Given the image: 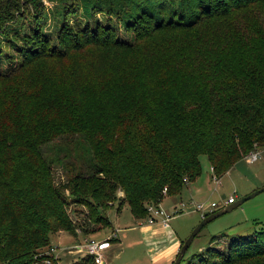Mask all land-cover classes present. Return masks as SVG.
Here are the masks:
<instances>
[{
  "label": "trees",
  "instance_id": "1",
  "mask_svg": "<svg viewBox=\"0 0 264 264\" xmlns=\"http://www.w3.org/2000/svg\"><path fill=\"white\" fill-rule=\"evenodd\" d=\"M38 2L0 0V25L11 21L21 5L37 7ZM81 3L117 16L129 26L138 27L145 18L156 22L138 38L152 37L168 26L179 27L182 19L193 27L232 12L264 7V0H194L187 7L186 0ZM163 12L170 14L167 20ZM259 19L257 14L254 22L236 30L234 44L221 59L205 56L206 68L192 71L196 81L187 91L155 82L154 74L164 66L144 67L134 95H98L93 108V101H85L76 85L72 94L44 96L52 99L41 100L34 108L29 105L28 111V92L18 83L5 86L1 97L6 111L0 115V264H57L58 257L47 253L50 235L77 234L64 210L65 196L87 205L90 218L110 227V222L94 215L116 200L118 191L122 197L117 208L127 204L135 219H144L147 206L159 205L165 195L179 194L197 178L201 155L207 158L212 175L219 177L247 153L263 150L264 20ZM36 36L43 40L39 29ZM31 55L25 60L28 63L58 56L53 48L44 53L33 50ZM156 77L161 80L162 75ZM5 119L11 124L2 127ZM70 133L86 139L94 164L88 173L71 169L65 183L54 185L40 148ZM202 253L186 264H264V226L232 240L224 254L213 249L205 250L204 257ZM74 264L94 262L85 256Z\"/></svg>",
  "mask_w": 264,
  "mask_h": 264
},
{
  "label": "rangeland",
  "instance_id": "2",
  "mask_svg": "<svg viewBox=\"0 0 264 264\" xmlns=\"http://www.w3.org/2000/svg\"><path fill=\"white\" fill-rule=\"evenodd\" d=\"M38 1L37 7L21 5L11 21L0 25V76L4 77L0 79V115L6 111L1 94L6 90L5 86L12 85L13 88L16 83L28 92V111L31 110L29 105L34 108L41 100L52 99L51 96H44L72 94L76 85L78 94L85 101H93L90 108L96 106L98 95H134L137 76L139 79L140 71L146 66L150 69L165 67L154 74L157 84H173L177 90H190L196 81L192 71L206 68L202 64L205 56H214L213 60L221 59V55L226 54L234 44L238 35L236 30L254 22L257 14L259 20H264L261 17L264 7L260 6L251 11L241 10L205 20L193 27H189L183 19L179 21V27L168 26L166 22L170 29L156 30L152 37L138 38L142 33H148L150 25L156 27V22L145 18L138 27H133L107 12L88 6L85 8L81 0H65L63 3L57 0ZM192 3L194 0H186V7ZM163 15L167 20L170 14L163 12ZM173 21L176 22L177 18L174 17ZM37 29L43 37L42 41L36 39ZM250 37L255 38L253 33ZM48 48H53L58 56L38 58L30 63L25 61L31 58L33 50L44 53ZM25 53L27 56L24 58ZM22 64L25 66L22 67ZM157 75H162V81ZM9 123L10 120H3L2 127ZM40 149L50 165L54 185L65 183L71 176V169L72 173L79 170L88 173L94 164L89 145L79 133L59 135L42 144ZM262 152L264 154V150ZM199 164L200 173L194 181L187 183L177 195H165L159 203L162 209L169 212L174 205L176 208H180L179 203L184 205L179 214L167 220L175 236L183 241L201 220L195 206L207 203L222 206L229 197L235 201L242 198L240 177H251V168L255 167V164H247L242 158L235 162L229 173L214 176L215 181L204 155L199 157ZM222 195L225 196L223 200ZM120 197L122 192L118 191L116 200L97 209L94 215L110 222V227H107L89 217L87 205L65 196L64 210L75 233H79L74 237L62 231L50 235L49 246L56 248L57 264H74L80 259V254L76 255L72 250L83 236L104 239L112 233L115 240L110 242L108 250H112L106 255V264L151 263L139 226L128 205L122 204L117 208ZM263 197L264 192H261L204 225L193 238L180 264H186L187 259L201 252L204 257L207 249L224 254L232 240L246 238L253 230L263 227ZM91 202L94 206V200L91 199ZM81 229L88 232L81 233Z\"/></svg>",
  "mask_w": 264,
  "mask_h": 264
},
{
  "label": "crops",
  "instance_id": "3",
  "mask_svg": "<svg viewBox=\"0 0 264 264\" xmlns=\"http://www.w3.org/2000/svg\"><path fill=\"white\" fill-rule=\"evenodd\" d=\"M263 150H261L260 159L253 162V164H255V167L251 168V173L253 171L251 177H240V182L242 185L240 189H242L243 191V194H241L242 196L247 195L255 189L264 186V154L262 152ZM230 171L231 169L228 171V173ZM213 206L214 204L210 205V208L207 211L208 213L213 212L218 208L222 207L218 204L215 205L214 208ZM135 220L137 221V224L139 226V233L142 237L146 253L150 258V264H170L176 257L183 240H180L177 236H175V233L169 228V226L168 228H163L159 223L147 224L143 221V219ZM111 250H108L107 254H110Z\"/></svg>",
  "mask_w": 264,
  "mask_h": 264
},
{
  "label": "built area",
  "instance_id": "4",
  "mask_svg": "<svg viewBox=\"0 0 264 264\" xmlns=\"http://www.w3.org/2000/svg\"><path fill=\"white\" fill-rule=\"evenodd\" d=\"M261 150H253L249 153H247L245 156H243V160L247 164H251L261 157ZM213 179L216 178L212 176ZM165 189L163 190V193H165ZM234 202L233 197L227 198L225 201H223L222 205L226 204H231ZM180 208H183L184 205L182 203H179ZM211 204H202V205H196L195 209L199 213L200 218H203L205 214H207ZM208 207V208H207ZM180 208L174 207L172 212L166 211L162 209L159 205L153 206L149 205L147 206V216L143 219V221L147 224H153V223H159L163 228H168V222L167 220L170 217H173V215L179 214ZM207 208V210H206ZM210 213V212H209ZM79 233V231H76ZM115 234L112 233L108 237L104 239H99V238H91V237H85L83 236L82 238L79 239V242L77 246L74 247L72 250V253L78 255L80 254L81 257H91L94 264H106V255L107 251L110 248V240L109 239H114ZM54 249H56L54 246H50L48 249V254H53L54 255ZM57 257V255H54ZM46 264H49L48 261H45Z\"/></svg>",
  "mask_w": 264,
  "mask_h": 264
},
{
  "label": "water",
  "instance_id": "5",
  "mask_svg": "<svg viewBox=\"0 0 264 264\" xmlns=\"http://www.w3.org/2000/svg\"><path fill=\"white\" fill-rule=\"evenodd\" d=\"M261 192H264V186L259 188V189L252 191L251 193L243 196L242 198L234 201L231 204L222 205V207L218 208L217 210H215L213 212L208 213L206 216L201 218L200 222L194 227V229L190 232L189 236L183 241V243L181 244V246L178 250L176 257L174 258V260L170 264H180L184 254H185L187 248L189 247L190 243L192 242L193 238L196 236V234L199 232V230L204 225H206L210 221L214 220L215 218L229 212L230 210H232L236 206L241 205L245 201L253 198L254 196H256L257 194H259ZM224 198H225V196L222 195L221 199L223 200Z\"/></svg>",
  "mask_w": 264,
  "mask_h": 264
}]
</instances>
